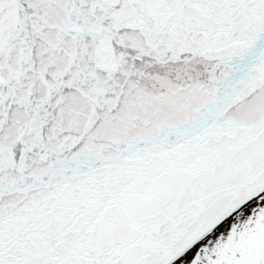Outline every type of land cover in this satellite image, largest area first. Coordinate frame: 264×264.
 <instances>
[{
	"label": "snow or ice",
	"instance_id": "1",
	"mask_svg": "<svg viewBox=\"0 0 264 264\" xmlns=\"http://www.w3.org/2000/svg\"><path fill=\"white\" fill-rule=\"evenodd\" d=\"M0 264H264V0H0Z\"/></svg>",
	"mask_w": 264,
	"mask_h": 264
}]
</instances>
